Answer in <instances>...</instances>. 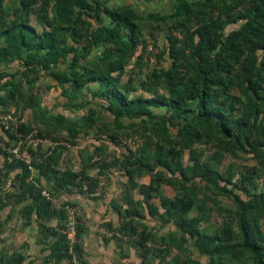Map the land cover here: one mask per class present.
Returning a JSON list of instances; mask_svg holds the SVG:
<instances>
[{"label":"rangeland","instance_id":"374dc122","mask_svg":"<svg viewBox=\"0 0 264 264\" xmlns=\"http://www.w3.org/2000/svg\"><path fill=\"white\" fill-rule=\"evenodd\" d=\"M100 1L108 7L128 5L144 16L172 13L178 3V0ZM39 3L31 5L27 17L38 32L52 24L51 5L44 13L39 10ZM220 5H215L213 12ZM4 8L8 12L4 13ZM72 9L76 10L75 7ZM19 18H23L20 0H0V28L13 26ZM88 19L93 25L109 22L104 12ZM241 23L242 20L227 24L224 35L237 29ZM15 30L13 28V34ZM141 32L146 46L135 49L118 76L119 82L130 90L129 96H149L141 82L152 70L170 66L169 36L181 38L183 35L182 25L176 19L164 22L145 19L141 22ZM4 42L5 37H0V44ZM68 44L77 46L70 40ZM102 48L101 45L93 47L88 55L79 59V64L94 66L98 73L110 71L113 76L118 75V70H111V62H100L98 54ZM36 54L25 52L22 60L0 63V94H3L6 80L12 78L21 84L17 96L7 105L0 106V196L4 200L22 183L17 176L21 169L12 167L14 160L28 163L32 157L51 154L58 158L56 168L76 172L84 189L88 183L95 186L92 194L79 188L52 194V181L39 177L35 168L30 167V177L27 178L38 187L42 186L43 190L50 189L48 192L56 209L63 204L72 209L73 217L68 216V227L64 230L67 232L73 222L74 227L78 224L82 229L79 238L82 262L74 255V264H252L249 255L240 252L218 253L211 261L206 239L202 235L190 236L183 232L178 213L172 211L169 215L163 205L165 198L191 200L192 206L185 218L197 217L201 232L221 234L227 226L237 231L236 206L220 190L223 186L230 188L234 185V192L248 200L250 196L243 190L246 186L250 193L257 195V200H262L264 176L257 175L261 164L252 152L238 149L232 153L227 150L230 145L227 140L207 135L201 129L185 140L178 135L176 123L167 124L168 131L164 133L151 127L149 121L141 123V118H121L116 122L108 106L109 100L96 95L97 82L74 90L69 83L58 82L42 68L38 63L41 54L37 57ZM257 54L259 60L264 57L263 50H258ZM72 56L73 52H70L49 66L64 69ZM230 94L238 97L241 90L235 85ZM239 108L240 104L235 103L233 109L237 111ZM262 108L264 111V106ZM91 109L95 112L92 120L84 122ZM152 110L156 114L165 112L163 108L152 107ZM259 118L263 119V114ZM21 123L33 128L24 137L16 130ZM169 146L180 151L178 164L164 163L163 153ZM141 151L149 152L154 168L139 177L138 184H148L156 174L162 180L157 191L152 193L149 205L137 188L129 189L123 170L125 157ZM103 162L111 166L99 172V165ZM203 166L218 172L220 177L207 180L202 175ZM247 170L255 173L253 183L243 179ZM223 178H231V183ZM127 192L133 198V205L140 209L138 215L130 216L126 212L132 206L127 201ZM27 201L16 203L11 198L0 208V260L4 255L15 254L13 264H45L51 238L41 235L39 220L35 216L30 221L22 216L20 210ZM255 214L264 232V204ZM59 223L63 225L64 221L54 217L46 225L57 226ZM129 223L137 228L138 234L128 233L126 227ZM59 264H66V261Z\"/></svg>","mask_w":264,"mask_h":264},{"label":"trees","instance_id":"16d2710c","mask_svg":"<svg viewBox=\"0 0 264 264\" xmlns=\"http://www.w3.org/2000/svg\"><path fill=\"white\" fill-rule=\"evenodd\" d=\"M39 1V10L47 13L50 5L52 9V24L40 32L27 20L31 5ZM219 3L218 10L213 12ZM20 4L23 18H19L13 26L0 28V37H5V42L0 44V63L22 60L25 52L37 53L36 57L40 53L39 65L58 82H67L74 90L97 82L96 95L109 100L108 106L116 122L121 118H141V123L149 121L151 127L164 133L168 131L167 124L176 123L178 135L185 140L191 139L193 133L201 129L207 135L213 134L227 140L230 143L227 150L232 153L238 149L252 152L261 164L257 175L264 176V118H259L260 114L264 117V57L259 60L257 54L258 50L264 51V0H178L172 13H150L145 16L128 5L108 7L100 0H20ZM3 11L8 12L6 8ZM101 12L105 13L109 22L93 25L88 17H99ZM145 19L159 22L176 19L182 25L183 35L181 38L169 36L170 66L152 70L147 79L141 82L149 96H129L130 90L119 82L118 76L135 49L146 46L141 32V22ZM240 20L242 23L237 29L224 35L223 29L227 24ZM13 28L16 29L14 34ZM69 40L77 46L69 45ZM100 45L103 47L98 54L100 62H111V70H118V75L113 76L110 71L98 73L94 66L79 64L80 58ZM70 52H73V56L64 69L49 66ZM235 85L241 90L238 97L230 94V89ZM20 87L19 81L12 78L6 80L3 94H0V106L12 101ZM235 103L241 107L237 111L233 109ZM152 107L163 108L165 112L156 114ZM94 114L91 109L84 122L91 121ZM16 130L24 137L33 128L21 123ZM163 157L165 164L170 161L178 164L180 151L169 146ZM57 165L58 158L51 154L32 157L28 163L14 160L12 167L21 169L17 176L22 183L13 194H7V199L0 196V208L11 198L16 203L28 200L21 207L22 216L27 221L35 216L39 220L41 235L51 238L45 264H59L63 260L66 264H74V255L77 261L82 262L79 242L82 229L75 225V242L71 243L65 232L68 214L64 206L68 204L56 209L52 201L42 195L43 187H38L27 178L30 177V167L35 168L39 177L52 181V194L57 191L71 192L76 188L92 194L95 186L88 183L84 189L76 172L68 168L57 169ZM108 166L111 164L103 162L98 171L102 172ZM153 168L148 151L131 153L125 157L123 165L129 189L137 188L148 205L162 180L156 174L148 184L139 185L137 179L152 172ZM202 171L207 180L220 177L218 172L206 166ZM254 174L253 170H247L243 179L253 183ZM223 179L231 183V178ZM243 190L250 196L248 200L234 192V185L230 188L223 186L220 190L236 206L237 231L227 226L221 234L207 235L201 232L197 217L185 218L192 206L191 200L165 198L163 205L169 215H172V211L178 213L183 232L190 236L202 235L206 239L211 261L218 253L240 252L247 253L252 264H264V232L255 216L258 207L264 204V195L261 196L262 200H257V195L250 193L246 186ZM125 195L132 205L126 212L130 216L138 215L140 209L133 205L130 193ZM54 217H59L64 224L46 225ZM127 228L128 233L138 234L132 223L127 224ZM15 257V254L4 255L0 264H13Z\"/></svg>","mask_w":264,"mask_h":264},{"label":"built area","instance_id":"2783aa9c","mask_svg":"<svg viewBox=\"0 0 264 264\" xmlns=\"http://www.w3.org/2000/svg\"><path fill=\"white\" fill-rule=\"evenodd\" d=\"M42 195L53 202L51 196L49 195V192H47L46 190H42ZM64 209H65V211L69 217H73L72 209L70 208L69 205H65ZM75 233H76V231H75L74 222H73L72 225L69 226V230L67 231V237L71 243H72V241L73 242L75 241Z\"/></svg>","mask_w":264,"mask_h":264}]
</instances>
